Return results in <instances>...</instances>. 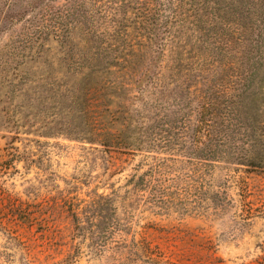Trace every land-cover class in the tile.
Instances as JSON below:
<instances>
[{
  "label": "trees",
  "instance_id": "trees-1",
  "mask_svg": "<svg viewBox=\"0 0 264 264\" xmlns=\"http://www.w3.org/2000/svg\"><path fill=\"white\" fill-rule=\"evenodd\" d=\"M17 24L0 41L2 130L264 172V0H0V36Z\"/></svg>",
  "mask_w": 264,
  "mask_h": 264
},
{
  "label": "rangeland",
  "instance_id": "rangeland-1",
  "mask_svg": "<svg viewBox=\"0 0 264 264\" xmlns=\"http://www.w3.org/2000/svg\"><path fill=\"white\" fill-rule=\"evenodd\" d=\"M85 28L73 33L90 38ZM48 118L63 129L61 117ZM1 124L0 110V264H264V172L110 155L62 130L18 134ZM142 175L138 193L130 180Z\"/></svg>",
  "mask_w": 264,
  "mask_h": 264
}]
</instances>
